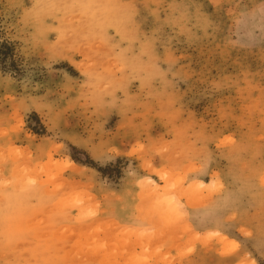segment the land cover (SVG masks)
Masks as SVG:
<instances>
[{
    "label": "rangeland",
    "instance_id": "rangeland-1",
    "mask_svg": "<svg viewBox=\"0 0 264 264\" xmlns=\"http://www.w3.org/2000/svg\"><path fill=\"white\" fill-rule=\"evenodd\" d=\"M2 42L0 264H264V0H0Z\"/></svg>",
    "mask_w": 264,
    "mask_h": 264
},
{
    "label": "trees",
    "instance_id": "trees-1",
    "mask_svg": "<svg viewBox=\"0 0 264 264\" xmlns=\"http://www.w3.org/2000/svg\"><path fill=\"white\" fill-rule=\"evenodd\" d=\"M15 52L14 46L10 42L0 43V61H9L12 64H15ZM101 170L100 168H97Z\"/></svg>",
    "mask_w": 264,
    "mask_h": 264
}]
</instances>
